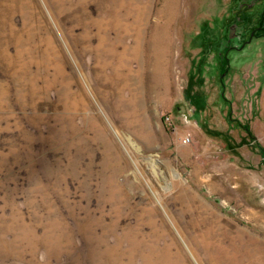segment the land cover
<instances>
[{
  "label": "rangeland",
  "instance_id": "1",
  "mask_svg": "<svg viewBox=\"0 0 264 264\" xmlns=\"http://www.w3.org/2000/svg\"><path fill=\"white\" fill-rule=\"evenodd\" d=\"M262 257L264 0H0V264Z\"/></svg>",
  "mask_w": 264,
  "mask_h": 264
},
{
  "label": "bare ground",
  "instance_id": "2",
  "mask_svg": "<svg viewBox=\"0 0 264 264\" xmlns=\"http://www.w3.org/2000/svg\"><path fill=\"white\" fill-rule=\"evenodd\" d=\"M140 30H141V27L138 28V34H137V35H139L138 40H137V44H138L139 46H140V44H141V41H140V40H141V35H142V33H141L142 30H141V31H140ZM134 54L137 55L136 52H134ZM135 55H134V56H135ZM104 60H105V59H104ZM136 75H138V74L136 73ZM119 81H120V80H119ZM138 89H139V88H138ZM211 173H212V172H211ZM212 177H213V176H212ZM222 182H223V181H222ZM212 185H213V184H212ZM214 185H215V184H214ZM216 187H217V186H216ZM220 192H221V191H220ZM238 196H239V195H238ZM237 199H238V198H237ZM229 200H230V199H229ZM234 202H235V201H234ZM238 204H239V203H238ZM241 204H242V203H241ZM208 205H209V204H208ZM208 205H207V206H208ZM237 207H238V206H237ZM205 208H206V207H205ZM212 209H213V208H212ZM206 212H207V211H206ZM246 213H247V212H246ZM246 213H245V214H246ZM250 215H251V214H250ZM216 216H217V215H216ZM259 216H260V215H259ZM217 217H218V216H217ZM213 218H214V217H213ZM256 218H257V217H256ZM258 218H259V217H258ZM223 219H224V218H223ZM214 220H215V219H214ZM256 220H257V219H256ZM215 221H216V220H215ZM215 223H216V222H215ZM231 223H232V222H231ZM231 223H230V224H231ZM211 224H212V223H211ZM215 226H216V224H215ZM210 227H211V226H210ZM212 227H213V226H212ZM224 227H225V226H224ZM200 228H201V227H200ZM225 228H226V227H225ZM241 228H242V227H241ZM262 228H263V227H262ZM262 228H261V229H262ZM194 229H195V228H194ZM212 229H213V228H212ZM237 231H238V230H237ZM205 232H206V231H205ZM212 232H213V231H212ZM214 232H215V231H214ZM219 232H220V231H219ZM189 233H190V232H189ZM216 235H218V234H216ZM239 235H241V234H239ZM242 235H243V234H242ZM224 236H225V235H224ZM235 236H236V235H235ZM254 236H255V235H254ZM205 237H206V236H205ZM238 237H239V236H238ZM165 238H166V237H165ZM206 238H209V237H206ZM206 238H205V240H206ZM223 238H224V237H223ZM240 239H241V238H240ZM211 240H212V239H211ZM217 240H218V241H220V240L222 241V239H220V238H217ZM261 240H262V239H261ZM192 241H193V243L195 242V240H193V239H192ZM245 241H247V240H245ZM253 241H254V240H253ZM223 242H224V241H223ZM257 242H258V241H257ZM257 242H256V243H257ZM195 243H196V242H195ZM195 243H194V244H195ZM230 244H231V243H230ZM251 244H252V243H251ZM243 245H244V244H243ZM245 246H246V245H245ZM220 247H221V246H220ZM260 247H261V246H260ZM261 249H262V248H261ZM245 251H246V250H245ZM254 251H255V250H254ZM231 252H232V251H231ZM251 252H252V251H251ZM229 253H230V252H229ZM240 253H241V252H240ZM258 253H259V252H258ZM261 253H262V252H261ZM179 255H180V254H179ZM247 255H248V254H247ZM260 255H261V254H260ZM204 256H205V255H204ZM261 256H262V255H261ZM153 257H154V256H153ZM183 258H184V257H183ZM254 258H255V257H254ZM262 258H264V257H262ZM156 259H157V258H156ZM219 260H220V259H219ZM177 261H178V260H177ZM236 261H237V260H236ZM242 262H243V260H242ZM258 262H259V261H258ZM213 264H214V263H213ZM243 264H245V263H243ZM246 264H247V263H246ZM263 264H264V263H263Z\"/></svg>",
  "mask_w": 264,
  "mask_h": 264
},
{
  "label": "built area",
  "instance_id": "3",
  "mask_svg": "<svg viewBox=\"0 0 264 264\" xmlns=\"http://www.w3.org/2000/svg\"><path fill=\"white\" fill-rule=\"evenodd\" d=\"M169 119V118H168Z\"/></svg>",
  "mask_w": 264,
  "mask_h": 264
}]
</instances>
